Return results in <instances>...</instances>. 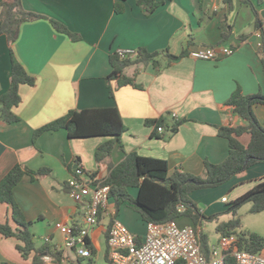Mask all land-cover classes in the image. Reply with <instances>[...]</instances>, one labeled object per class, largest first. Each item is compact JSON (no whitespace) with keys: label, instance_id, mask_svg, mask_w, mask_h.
Here are the masks:
<instances>
[{"label":"crops","instance_id":"crops-1","mask_svg":"<svg viewBox=\"0 0 264 264\" xmlns=\"http://www.w3.org/2000/svg\"><path fill=\"white\" fill-rule=\"evenodd\" d=\"M248 1L250 4L244 0H162L152 14L145 15L135 0L122 2L121 13L114 11L118 0H21L24 11L41 18L24 22L11 45L5 35H0V96L10 85V50L34 78V84L19 86L20 102L13 108L19 120L12 124L0 120V180L15 165L49 171L37 177L24 175L13 189L17 206L31 223L35 247L47 244L63 257L72 258L67 255L71 251L62 250L67 233L85 226L83 206L68 195V183L77 166L88 177L96 172L94 178L102 181L108 174V164H118L125 153H136L165 160L168 175L179 171L201 177L205 161L220 164L225 160L228 144L218 129L240 123L226 104L228 99L236 88L244 95H264V73L257 54L261 37L254 14L257 11L264 24L260 15L264 0L261 4L259 0ZM51 20L80 39L72 41L56 31ZM217 45L234 52L218 61L189 57L192 49ZM139 48L149 53L165 52L175 59L168 60L163 55L158 58L160 68L152 63L125 68L124 74L133 77L136 87L118 88L113 99L109 98L105 78L112 71L110 56L118 50ZM112 107L118 110L125 127L120 137L123 150L114 146L110 158L102 163H96L95 151L109 137L69 138L62 129L33 140L35 130L69 110ZM253 113L264 128V106H253ZM160 120L164 123L157 126L154 122ZM158 127H162L161 133ZM248 141V136L241 138L243 144ZM263 178L264 164L258 163L247 168L240 178L232 177L218 187L205 188L210 190L203 193L208 206L200 214L209 220L203 221L199 231L208 238L209 252L223 237L217 234V225L233 218L226 213L229 205ZM198 190L190 194V199ZM128 192L133 198L137 195L136 188ZM109 208L131 233L144 235L146 223L126 203L116 209L111 199ZM249 208L244 217L259 231L246 228L238 211L240 230L264 237V211L250 218L246 215L250 214ZM205 222L215 223L214 239L206 233ZM0 223L16 229L9 206L2 203ZM109 223L110 219L101 215L89 232L96 263L100 258L107 260ZM190 224L185 219L184 225ZM229 237L236 243L235 237ZM17 244L15 238L0 234V264H33L34 253L24 260ZM261 255L264 258V250Z\"/></svg>","mask_w":264,"mask_h":264},{"label":"trees","instance_id":"trees-1","mask_svg":"<svg viewBox=\"0 0 264 264\" xmlns=\"http://www.w3.org/2000/svg\"><path fill=\"white\" fill-rule=\"evenodd\" d=\"M114 5L115 13L123 11L122 2ZM229 2L230 0H225ZM259 0L258 3H262ZM145 15H150L162 4V0H135ZM245 3L250 4L248 0ZM257 18L256 28L260 32L261 45L258 48V56L264 73V24L259 20L258 12L254 10ZM41 18V16L26 12L21 7V0H2L0 2V35H5L11 45L19 36L20 26L24 22ZM54 29L67 35L72 41L80 37L67 30V28L53 20L50 21ZM166 55L165 52L149 53L143 48L135 51L131 59L121 60L117 54L109 58L112 68L111 73L105 78L108 96L113 99L114 92L123 86H134L133 77L124 74L125 68L137 63H152L155 68L161 67L158 58ZM168 60L175 57L166 55ZM10 85L7 91L0 96V120L12 124L19 119L13 113V108L20 102L19 86L26 84L32 86L34 78L30 76L22 65L14 58L10 50ZM111 82L114 85H111ZM227 105L233 109V114L240 120L237 126H221L218 129L220 137L228 144V154L220 164H211L205 161L203 164V175L193 176L188 173L174 171L168 175L167 162L162 159L148 158L136 153H125L124 158L116 165L108 164V174L101 181L102 185L109 187V197L114 201L116 209L126 203L134 212L138 213L144 223L162 225L170 221L180 224L182 219H188L194 228L201 227L205 219L199 208L190 199V194L198 189L215 188L225 183L232 177H242L245 170L255 164H264V128L257 121L253 106H264V95L256 93L252 95L242 94L239 88L231 94ZM162 126L163 120L154 122ZM177 125L173 126V131ZM66 130L69 138L109 137L95 151L96 163H102L110 158L114 146L123 150L120 137L125 131L120 115L116 108H97L85 110H69L64 116L40 127L33 133V140L46 132ZM243 136H248L247 144L241 142ZM47 169L31 171L27 168L15 165L0 180V203L9 206L11 219L16 225L13 230L8 224L0 223V234L6 238H15L18 241L16 249L21 257L26 260L34 253L32 263L40 264L41 255L46 254L55 261L63 258L60 251H55L49 245L35 247L33 234L30 231V222H27L19 207L17 206L13 189L21 181L24 175L31 177L48 174ZM96 172L90 174L94 178ZM136 188L137 195L132 197L128 189ZM183 205L184 212H178L177 206ZM245 204H250L249 213L258 214L264 211V178L258 180L254 186L245 194L238 197L229 205L226 213L232 214L233 218L228 222L217 225L216 232L220 236H233L236 238V246L239 250L259 253L264 249V238L257 233L241 231V221L236 217L237 211ZM184 225V224H180ZM72 229L70 233H74ZM89 242V240H88ZM90 245L92 255L93 246ZM199 245L202 254L209 258L208 238L199 233ZM108 262V261H107ZM4 264V263H3ZM226 264H233L231 258Z\"/></svg>","mask_w":264,"mask_h":264},{"label":"built area","instance_id":"built-area-1","mask_svg":"<svg viewBox=\"0 0 264 264\" xmlns=\"http://www.w3.org/2000/svg\"><path fill=\"white\" fill-rule=\"evenodd\" d=\"M233 52V49L223 45L198 47L189 51V57L218 61ZM115 54L119 59L127 60L135 56V51L118 50ZM157 132L161 133L162 127H158ZM68 187L69 197L83 206L85 226L72 234L68 231L62 246V250L71 251L74 258L63 257L61 261H55L44 254L41 257L43 264H87L83 261L92 256L89 232L98 224L101 215L110 219L106 236L109 264H226L228 258L233 260V264H264L260 254L239 250L235 239L229 236H223L211 248L206 259L199 245L201 228L180 225L175 220L162 225L147 223L145 235L138 237L117 220L115 212L109 208V187L102 185L100 180L88 177L78 166ZM177 211L184 212L185 207L180 204Z\"/></svg>","mask_w":264,"mask_h":264},{"label":"rangeland","instance_id":"rangeland-1","mask_svg":"<svg viewBox=\"0 0 264 264\" xmlns=\"http://www.w3.org/2000/svg\"><path fill=\"white\" fill-rule=\"evenodd\" d=\"M204 191H210V190H207V189H201V190H198V192H196V193H194L193 194V196H191V199H192V201L194 202V204L197 206V208H199V210H200V212L201 211H204V209H205V207H207L208 206V204H207V198H206V195H204L203 193H204ZM199 193V194H198ZM205 193H209V192H205ZM249 206H250V204H245V205H243L242 207H240L239 209H238V211H239V213H238V211H237V213L238 214H242V217H243V219L242 220H244L243 222L246 224V228H248V226L251 228V230L252 229H255V230H258L259 231V229H258V227L256 226V225H254L253 224V222L252 221H249V220H247L245 217H244V211H247L248 210V208H249ZM250 209V208H249ZM209 213V212H208ZM237 214V215H238ZM246 215H248V217H252V214H246ZM253 215H256V214H253ZM220 217V216H219ZM253 217H255V216H253ZM256 219H258V218H256ZM184 221H185V219H182L181 221H180V224H184ZM205 225H206V233L209 235V237H210V239H214L215 237H216V234H215V223L214 222H205ZM252 226V227H251ZM246 228H244V229H246ZM96 232L99 234L100 233V229H97L96 230ZM261 232V231H260ZM146 233V232H145ZM145 233H144V235H145ZM251 233H255V232H251ZM143 234L142 235H140L141 237H143L144 236ZM264 238V237H263ZM38 244H40V243H38ZM264 249H262L258 254H260L261 255V253H262V251H263ZM67 255L69 256V257H72V258H74L73 257V255H72V253H67ZM262 256V255H261ZM94 258V257H93ZM92 258V256H91V258H89V259H86L84 262H86L87 264H109V262H107V260L105 261L103 258H100L99 260H98V262L96 263L95 262V259H93ZM4 264H8V263H6V262H3ZM3 263H1V264H3ZM40 264H43V262H42V260H41V263Z\"/></svg>","mask_w":264,"mask_h":264},{"label":"water","instance_id":"water-1","mask_svg":"<svg viewBox=\"0 0 264 264\" xmlns=\"http://www.w3.org/2000/svg\"><path fill=\"white\" fill-rule=\"evenodd\" d=\"M261 17L264 19V9L260 12ZM76 168V167H75Z\"/></svg>","mask_w":264,"mask_h":264}]
</instances>
